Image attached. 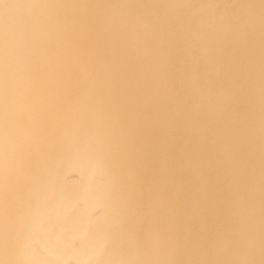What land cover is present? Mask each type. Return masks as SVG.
Here are the masks:
<instances>
[{
	"label": "bare ground",
	"instance_id": "obj_1",
	"mask_svg": "<svg viewBox=\"0 0 264 264\" xmlns=\"http://www.w3.org/2000/svg\"><path fill=\"white\" fill-rule=\"evenodd\" d=\"M0 264H264V0H0Z\"/></svg>",
	"mask_w": 264,
	"mask_h": 264
}]
</instances>
